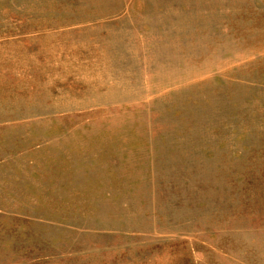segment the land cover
<instances>
[{
	"label": "rangeland",
	"instance_id": "374dc122",
	"mask_svg": "<svg viewBox=\"0 0 264 264\" xmlns=\"http://www.w3.org/2000/svg\"><path fill=\"white\" fill-rule=\"evenodd\" d=\"M0 264H264V0H0Z\"/></svg>",
	"mask_w": 264,
	"mask_h": 264
}]
</instances>
